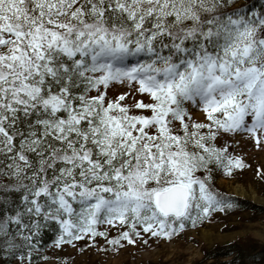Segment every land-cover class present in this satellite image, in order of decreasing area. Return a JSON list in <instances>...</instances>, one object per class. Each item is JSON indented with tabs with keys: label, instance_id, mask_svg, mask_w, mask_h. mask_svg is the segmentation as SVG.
<instances>
[{
	"label": "snow or ice",
	"instance_id": "obj_1",
	"mask_svg": "<svg viewBox=\"0 0 264 264\" xmlns=\"http://www.w3.org/2000/svg\"><path fill=\"white\" fill-rule=\"evenodd\" d=\"M247 145L264 6L0 0V264L171 242L236 207L216 180Z\"/></svg>",
	"mask_w": 264,
	"mask_h": 264
},
{
	"label": "rangeland",
	"instance_id": "obj_2",
	"mask_svg": "<svg viewBox=\"0 0 264 264\" xmlns=\"http://www.w3.org/2000/svg\"><path fill=\"white\" fill-rule=\"evenodd\" d=\"M239 154L244 156L248 167L232 178L217 177V186L226 193L264 206V179L257 175L258 170L264 172V150L247 145ZM233 240L264 243V212L243 210L217 214L210 222L186 231L171 242L150 241L147 247L129 246L119 253H105L83 243L63 250L49 246L44 252L50 257L48 264H203L206 249Z\"/></svg>",
	"mask_w": 264,
	"mask_h": 264
},
{
	"label": "trees",
	"instance_id": "obj_3",
	"mask_svg": "<svg viewBox=\"0 0 264 264\" xmlns=\"http://www.w3.org/2000/svg\"><path fill=\"white\" fill-rule=\"evenodd\" d=\"M241 3L254 5L255 9L264 6V0H241ZM224 193L230 196L236 205L231 211L251 210L264 212V206L256 204L246 198H241L226 192ZM50 244L51 241L48 240L45 243L43 251ZM203 259L205 261L203 264H264V243H257L253 240L226 241L206 249Z\"/></svg>",
	"mask_w": 264,
	"mask_h": 264
}]
</instances>
